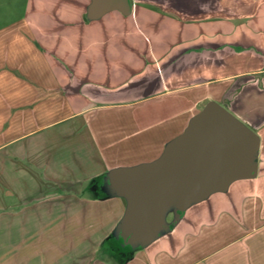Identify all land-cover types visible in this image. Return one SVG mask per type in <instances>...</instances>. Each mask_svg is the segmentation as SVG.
<instances>
[{
  "label": "crops",
  "instance_id": "crops-1",
  "mask_svg": "<svg viewBox=\"0 0 264 264\" xmlns=\"http://www.w3.org/2000/svg\"><path fill=\"white\" fill-rule=\"evenodd\" d=\"M39 3L25 21L28 42L56 47V134L78 140L55 157L24 141L36 129L7 141L2 162L39 194L23 188L25 205L5 213L9 227L22 221L6 263L264 264V0H130L127 14L93 17V0ZM15 71L0 60V83L20 87L10 118L24 126L32 82ZM49 84L39 82L40 104ZM209 101L257 134L255 172L168 209L153 238L130 243L127 198L110 174L157 159ZM116 152L147 156L112 163Z\"/></svg>",
  "mask_w": 264,
  "mask_h": 264
},
{
  "label": "water",
  "instance_id": "water-1",
  "mask_svg": "<svg viewBox=\"0 0 264 264\" xmlns=\"http://www.w3.org/2000/svg\"><path fill=\"white\" fill-rule=\"evenodd\" d=\"M130 11V0H93L89 16ZM259 139L224 106L209 101L155 160L119 169L111 183L127 198L123 228L130 243H144L163 226L165 212L255 172Z\"/></svg>",
  "mask_w": 264,
  "mask_h": 264
},
{
  "label": "rangeland",
  "instance_id": "rangeland-1",
  "mask_svg": "<svg viewBox=\"0 0 264 264\" xmlns=\"http://www.w3.org/2000/svg\"><path fill=\"white\" fill-rule=\"evenodd\" d=\"M39 4V0H0V60L8 63L13 68L15 67V69H20V73L17 71L12 72V75L16 78L31 80L32 101L30 102L29 111L33 115L31 120L26 122L25 127L22 125L21 119L20 121H15L10 118L14 109L10 110L9 106H16L17 111L19 107L18 104L11 106L8 103V99L20 87L15 86L12 88L7 85V81H2L0 83V146L5 144L0 147V264H7V260L12 258L10 254L13 250L10 248L13 249L18 244V229H20L19 227L22 224V221L16 220L13 224L15 223L18 226L13 225L9 227L12 222L7 219L5 213L20 209L25 205L19 200L23 197V188L27 189L26 192H29L28 194L31 193L30 195L39 194L36 192L35 185L25 180L26 177H19L21 176V172L17 173L16 169L7 168L6 163L2 162L5 159L3 155L7 154V151L11 148L6 147L9 145H6L7 141L25 130L36 129L24 140L27 143L31 141L32 147L35 144L36 148L41 147V145L52 147L54 149L53 156L55 157V153L59 152L57 151L58 147L62 144L56 134L57 123L54 122L58 115V112L55 111L56 107L53 104L57 96V89L54 87L57 77L55 76V71H53L56 60L55 53L53 52H55L56 47L51 46L52 51L49 47L47 49L48 52L44 53V50L39 47L37 48L36 43L33 41L31 45L28 42L30 30L25 24L29 14H32V10H36ZM42 80L48 81L51 87L49 86L45 89L47 96L44 102L40 104L38 102L39 92H44L43 89L39 88V82ZM77 140L76 137L68 138L62 145L71 146ZM114 154L115 158L110 160L112 163L135 162L140 158L139 156H147L127 152H116ZM9 191L19 193L14 196ZM28 223L33 224L32 221ZM17 239L18 241L15 243Z\"/></svg>",
  "mask_w": 264,
  "mask_h": 264
}]
</instances>
